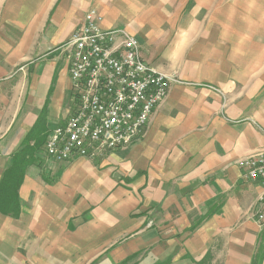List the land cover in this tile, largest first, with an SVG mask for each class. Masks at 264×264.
I'll list each match as a JSON object with an SVG mask.
<instances>
[{
	"label": "crops",
	"instance_id": "0c3cea01",
	"mask_svg": "<svg viewBox=\"0 0 264 264\" xmlns=\"http://www.w3.org/2000/svg\"><path fill=\"white\" fill-rule=\"evenodd\" d=\"M92 9L176 81L139 141L62 167L45 146L76 109L65 48ZM216 26L227 43L189 44ZM27 145L4 264H264L240 166L264 152V0H0V182Z\"/></svg>",
	"mask_w": 264,
	"mask_h": 264
},
{
	"label": "built area",
	"instance_id": "2783aa9c",
	"mask_svg": "<svg viewBox=\"0 0 264 264\" xmlns=\"http://www.w3.org/2000/svg\"><path fill=\"white\" fill-rule=\"evenodd\" d=\"M96 9L66 45L76 109L69 121L50 133L44 156L65 165L131 146L142 138L148 107L161 104L175 78L142 58L138 39L125 29H105ZM247 181L259 182L263 193L255 215L264 230V152L240 163Z\"/></svg>",
	"mask_w": 264,
	"mask_h": 264
},
{
	"label": "trees",
	"instance_id": "16d2710c",
	"mask_svg": "<svg viewBox=\"0 0 264 264\" xmlns=\"http://www.w3.org/2000/svg\"><path fill=\"white\" fill-rule=\"evenodd\" d=\"M35 153L36 149L28 145L22 148L14 157L12 166L3 176L0 182V213L2 215L14 219H19L21 216L19 190L30 162L35 159Z\"/></svg>",
	"mask_w": 264,
	"mask_h": 264
},
{
	"label": "rangeland",
	"instance_id": "374dc122",
	"mask_svg": "<svg viewBox=\"0 0 264 264\" xmlns=\"http://www.w3.org/2000/svg\"><path fill=\"white\" fill-rule=\"evenodd\" d=\"M215 31H216V33H210V32H208V33H200V34L197 33V32L191 33L192 35H194L195 40L193 42H190L189 41V44H203V40L205 41L204 42L205 44H219V43H224V42L227 43L228 34H223V33L227 32V29L225 27L222 28L221 26L220 27L219 26H216ZM197 36H200V37L197 38ZM204 36H208V37L205 38ZM211 62H213L214 64H219L218 62H216V60H211ZM222 68H223V65H222ZM203 84L204 85H209V87L211 89H214L215 88V90H218L217 89V86H214V85L208 84V83H203ZM105 155L106 154H104L103 156L100 155L98 157L86 158V159H89V160H97V159L104 158ZM63 166H65V165H62V167ZM60 170H62V168ZM29 204H31V201L29 202ZM21 206H22V202H21ZM25 206H27V204H25ZM18 247H20V245H18ZM18 250L20 251L21 249H18ZM0 255H1L2 258L5 256L4 255V252H2V253L0 252ZM0 263L1 264H4V261L1 258H0Z\"/></svg>",
	"mask_w": 264,
	"mask_h": 264
},
{
	"label": "bare ground",
	"instance_id": "6f19581e",
	"mask_svg": "<svg viewBox=\"0 0 264 264\" xmlns=\"http://www.w3.org/2000/svg\"><path fill=\"white\" fill-rule=\"evenodd\" d=\"M168 95H162V101H164L167 98ZM160 104H152L148 107V113L147 118H144V125H147L150 117L152 116L154 110L159 106Z\"/></svg>",
	"mask_w": 264,
	"mask_h": 264
}]
</instances>
